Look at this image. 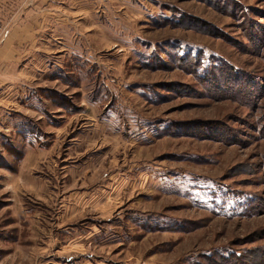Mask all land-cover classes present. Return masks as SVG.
<instances>
[{"label":"rangeland","instance_id":"1","mask_svg":"<svg viewBox=\"0 0 264 264\" xmlns=\"http://www.w3.org/2000/svg\"><path fill=\"white\" fill-rule=\"evenodd\" d=\"M66 2L0 73V264H264V0Z\"/></svg>","mask_w":264,"mask_h":264},{"label":"crops","instance_id":"2","mask_svg":"<svg viewBox=\"0 0 264 264\" xmlns=\"http://www.w3.org/2000/svg\"><path fill=\"white\" fill-rule=\"evenodd\" d=\"M59 4L66 7L70 3L66 0H0V30L11 27L6 34L0 31V73L25 66L24 56L31 53L36 43L37 26L41 24L43 14L56 15ZM2 89L0 82L1 94Z\"/></svg>","mask_w":264,"mask_h":264},{"label":"trees","instance_id":"3","mask_svg":"<svg viewBox=\"0 0 264 264\" xmlns=\"http://www.w3.org/2000/svg\"><path fill=\"white\" fill-rule=\"evenodd\" d=\"M199 61L201 60L198 59L196 62H192L190 60L189 62H186L184 66L186 68H191L190 63H193L194 65L196 64L197 67H195L196 68L195 70L198 76L200 77L206 76L207 80H212L213 82L216 81L218 79V75L215 73V71H217V69L219 68H222L223 64H221V67L219 65H214V66L206 65L204 68L200 69V67L202 66V63H200ZM192 73H195V71H193ZM231 143H236V142H231ZM256 209H257L256 207L249 208V210L248 209L246 210V213H248L249 215L254 214L257 212Z\"/></svg>","mask_w":264,"mask_h":264}]
</instances>
